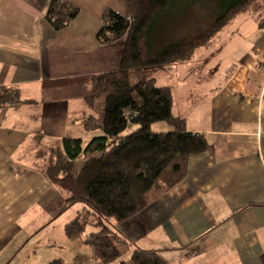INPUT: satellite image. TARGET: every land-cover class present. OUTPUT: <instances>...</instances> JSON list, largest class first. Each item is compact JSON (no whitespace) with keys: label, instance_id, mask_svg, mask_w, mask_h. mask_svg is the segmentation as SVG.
Listing matches in <instances>:
<instances>
[{"label":"crops","instance_id":"crops-1","mask_svg":"<svg viewBox=\"0 0 264 264\" xmlns=\"http://www.w3.org/2000/svg\"><path fill=\"white\" fill-rule=\"evenodd\" d=\"M50 1L0 0V88L16 90L21 103L0 109V264H42L36 244L26 245L61 214L77 209L65 210L64 197L46 180L34 158L38 145L69 135L66 125L85 143L95 137L82 122L94 112L79 99L45 102L43 82L111 71L120 56L118 45H100L96 37L105 9L126 14L124 0H64L79 13L59 32L45 21ZM241 15L249 23L242 19L238 26L251 32L239 41L248 49L232 50L236 65L221 84V70H206L210 76L183 83L178 93L167 86L173 116L185 121L187 132L203 134L207 150L187 160L178 184L118 228L135 247L155 251L167 264H261L264 28L247 9L220 31ZM234 31L227 40H234ZM204 52L197 54L202 58ZM186 62L167 74L175 70L185 80L190 70L180 67Z\"/></svg>","mask_w":264,"mask_h":264},{"label":"trees","instance_id":"trees-1","mask_svg":"<svg viewBox=\"0 0 264 264\" xmlns=\"http://www.w3.org/2000/svg\"><path fill=\"white\" fill-rule=\"evenodd\" d=\"M124 6L125 15L104 10L96 37L100 45L120 47L115 69L42 84L45 102L82 100L98 115L85 117L84 129L101 135L86 143L70 135L44 139L34 158L64 197V209L77 207L64 235L90 248L92 264H167L155 251L135 247L118 228L178 184L187 160L208 145L203 134L187 132L185 121L173 116L169 88L156 86L151 73L188 61L244 10L264 28V0H124ZM78 13L64 0H51L45 21L59 32ZM184 20L194 28L174 35ZM133 72L139 75L135 84L130 83ZM19 104L16 90L0 88V109ZM157 122L172 130L151 133ZM128 125L138 130L125 136ZM81 157L86 159L76 170ZM48 264L66 263L55 259Z\"/></svg>","mask_w":264,"mask_h":264},{"label":"rangeland","instance_id":"rangeland-1","mask_svg":"<svg viewBox=\"0 0 264 264\" xmlns=\"http://www.w3.org/2000/svg\"><path fill=\"white\" fill-rule=\"evenodd\" d=\"M242 19L246 22L249 20L243 15H241L240 18H236V22L234 24H231L230 26L227 25V27L230 28H225L220 31L215 37L212 38V40L208 44L194 53V58H192L190 62H186L184 66H182V68L180 67V69L182 70L186 66L187 70H190L188 73V77H186L185 80H183V78L179 80L178 77L180 76H176L175 74H173L175 70L168 74L166 70H160L151 73V77L155 78L154 81L156 86L167 87L172 84L176 88L175 93H178L179 91H181L183 83H198L200 81V76H210L207 74L206 70H208V73H210L211 70H213L214 72L217 70L219 72L221 70L219 78L216 81L218 84H221L223 80L232 72L236 65L237 57L235 56L236 54H232V50L246 51L248 49L247 42L241 41L240 43L239 41L244 39V34H248L249 32H251L247 31V26H238V23L242 21ZM184 28L192 29L194 28V26L190 25L188 20H184L183 22H181V24L175 27L174 35L179 34ZM232 29L235 30V36L234 40L231 42L227 40L229 38L226 37L227 35H229L228 31ZM165 39L167 40L166 37ZM202 52H204V57L200 58L199 54L197 53L202 54ZM222 71L226 72L222 73ZM138 78V73H131L130 83L135 84ZM93 115L96 116L97 114L93 113ZM64 130H66V134L79 138L78 134L76 132L74 133V131L72 130L71 125H66ZM136 130H138L137 126L128 125L127 130L123 133V135H129ZM171 130L172 127L166 122H157L152 124L150 127V131L153 134H160L164 132L167 133V131ZM79 131L83 132L82 130ZM91 133L94 136L101 135V132L98 130ZM85 159V157H81L77 161L76 170L81 167ZM74 212L75 208L70 209V211L61 214V216H59V218L53 223L51 222L50 225L45 226L44 229L39 231L30 241V243L26 245L25 249H28V247L32 244H36L37 252L40 255L39 259L42 261V264H48V262H51L55 259H60L66 264H92L91 253L88 247L83 246L79 242H68L65 239L64 226L71 219H73L75 214ZM47 222L48 221L45 220L44 225H46ZM87 232H90V230L87 229Z\"/></svg>","mask_w":264,"mask_h":264}]
</instances>
